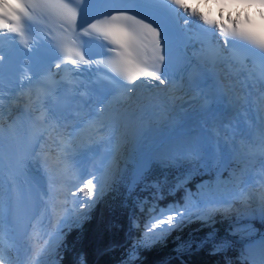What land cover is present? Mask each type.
I'll list each match as a JSON object with an SVG mask.
<instances>
[{
	"label": "snow or ice",
	"instance_id": "6c2138e0",
	"mask_svg": "<svg viewBox=\"0 0 264 264\" xmlns=\"http://www.w3.org/2000/svg\"><path fill=\"white\" fill-rule=\"evenodd\" d=\"M212 2L220 3L222 0ZM233 2L243 3L249 8L257 7L261 19L264 20V0ZM201 3L207 6L209 0H196L195 4L188 3V0H0V67L9 59L2 46V41L7 40L11 44L20 42L27 50L28 59L38 64L59 60L54 65L56 69H61L62 65H71V68L66 69L71 74L78 76L87 73L89 77L95 75L96 80H90L89 86H85L87 92L97 101L91 113L93 117L91 123L96 126L97 131H112L117 126L118 117L111 113L109 97L120 94V98L123 99L145 82L149 84L158 82V85L172 84L173 45L191 40L195 46L197 38L191 29L197 22L202 26L205 36L212 32L216 37L213 30H218L219 35L214 42L228 51L232 58L257 57L264 61V30L256 31L239 18L233 19L231 14L226 23L223 20V11L220 12L222 19L217 20L200 9ZM37 17L62 21L60 24L62 32L51 39L45 36L44 43L39 39L27 41L26 33L32 34V21ZM72 36H75V39H72ZM198 42L203 53L205 41ZM94 47L100 48L98 55L106 58H97V54L93 52ZM217 59L218 57L214 55L201 56L204 64L216 63ZM105 68L115 72L120 80L110 78L107 73L101 75ZM41 87H44L46 97H50L54 91L52 85L42 84ZM66 135L70 137V143H76L78 134L75 129ZM201 147L199 141H192L182 153L162 156L161 162L171 164L181 159L195 160L200 155ZM87 149V144H78L72 151L86 156ZM3 159V146L0 145V177L3 176ZM68 159L75 161L74 169H81L77 174L79 185L76 191L70 190L69 195L76 197L79 193L84 197L78 207L73 205L75 214L69 215L61 222L62 226L71 228L78 226L87 215L86 210L104 195L111 185L113 176L102 170H99L98 174L97 171L82 168L83 157L73 154ZM146 171V165L138 170V179L128 187L129 195L135 191L136 183L144 179ZM188 179L185 176L168 188V196H175L181 189L183 196L165 207H158L156 203L165 198L161 186L159 184L148 186L153 189L150 192L153 203L148 209L146 239L142 241L145 247L166 239L172 232L194 221H200L204 226H208L214 223L217 215L224 217L232 210L231 205L234 201L218 195L219 187L223 183L219 178L215 184L202 182L197 186L196 192L185 187ZM230 180L232 187L237 190L235 195L244 201L246 192L244 170H233L230 173ZM19 199L11 182L5 188L3 180L0 179V206L7 205L9 224L13 222L14 217L13 203ZM145 203L147 199L138 201L141 211H144ZM259 212L264 217V194L261 196ZM224 246V243L217 245L215 251L222 250ZM3 247V243L0 242V249ZM252 251L257 255L251 258V264H264V238L252 242L249 252ZM134 256L135 250L129 253L130 259ZM0 264H12L11 255H5L4 251H0ZM78 264H85L83 258H80Z\"/></svg>",
	"mask_w": 264,
	"mask_h": 264
},
{
	"label": "trees",
	"instance_id": "16d2710c",
	"mask_svg": "<svg viewBox=\"0 0 264 264\" xmlns=\"http://www.w3.org/2000/svg\"><path fill=\"white\" fill-rule=\"evenodd\" d=\"M123 135H133L131 127L124 126ZM106 166L113 179L110 187L97 202L87 211V215L76 227H64L62 239L58 247L59 264H78L83 258L85 264H250L243 252V245L237 238L229 239V222L240 216L246 221L248 215L232 209L226 216L217 215L214 223L204 226L200 221L186 224L176 230L166 239L154 242L145 247L142 241L146 239L132 223L134 220L145 221L149 218L148 209L153 203L148 187L159 184L165 193V198L156 202L158 207H165L183 196V189L168 196L167 190L177 180L187 176L186 188L195 190L204 180L211 182L214 177L230 180L233 170H240L247 163L243 154H235L227 148L208 147L200 151L195 160L181 159L171 164L156 160L151 161L144 179L135 185V191L129 195L128 187L134 176L135 164L126 154L117 160L118 166ZM147 199L140 210L138 201ZM257 207L249 205L248 214L253 216L252 223L258 229V234L264 232V220L257 214ZM211 233V238L209 234ZM228 239V240H226ZM224 243L220 251H215L217 245ZM135 250V256L130 259L129 253Z\"/></svg>",
	"mask_w": 264,
	"mask_h": 264
},
{
	"label": "rangeland",
	"instance_id": "374dc122",
	"mask_svg": "<svg viewBox=\"0 0 264 264\" xmlns=\"http://www.w3.org/2000/svg\"><path fill=\"white\" fill-rule=\"evenodd\" d=\"M180 95H182V91L178 92V96ZM177 103H175V105ZM240 107H242V105L238 103L234 104L232 109L228 110V119L223 117L218 118L217 120L209 123L207 127H198L196 130L189 132L187 135H179L177 138L168 140L165 144L157 148L151 156H149L150 160L145 164L146 167L148 168L149 164L153 160L161 162V157L166 154L182 153L185 147L192 141H199L202 146L201 148L206 149L209 142L212 143L213 135L215 139L218 138L222 148L229 147V149H232L240 147L243 144H247V153L254 155L255 161L245 170V200L241 201L235 195L237 190L232 187L231 181L225 184L226 180L214 177L211 184H215L217 178L223 182L219 187L218 195L221 198L231 199L234 201L231 205V209H237L239 206L251 204V200L256 196L257 199L261 201V196L264 194V185H259L258 188L260 178L257 176H260L261 174L260 169L264 163V159L261 158L262 154H258L259 152L254 154L252 151L253 149H257V151H259L261 146L264 147V126L250 122L249 117L244 115V111L240 109ZM116 114H123L126 117L123 118L126 125L119 119V127L114 129L113 132H105L104 138L106 140L103 142L105 148L101 150L91 148L92 150H95L93 153L94 156L92 155L91 157H88L80 152L73 153L72 150L76 149L79 143L77 140L76 143L69 142L70 137L66 135V133L69 132L68 130H65L58 138L54 139L50 147H45V149H43V152L47 150V153L45 152V171L48 174L51 173V175L49 174L50 177L48 179L51 187L50 192H47L45 219L43 218L44 222L34 227L35 229L33 228V238L27 243L30 249L29 252L25 254L24 259H21L20 257L21 250L19 248L21 247L18 248L16 244L11 242L8 243L6 237L0 235V242H2L4 246L3 249H0V251H4L5 255H11L12 264H59L58 247L59 243L61 244L62 242L61 231L63 229L61 222L69 215H74L75 208L73 205L75 204V206L78 207L81 200L84 199V197H82L79 193H77L76 197H71L69 195L70 190L76 191V188L79 185L77 174L81 171V169H74L73 166L75 161L68 159L69 156L74 154L77 157H83L82 168H87L88 171H97L99 174V170H102L105 173L103 167L112 157H114V161L110 166H118L119 163H117V160L119 157L123 156L124 158L127 154L135 164L134 170H137L138 172V167L144 161L145 154L151 149L150 139L143 140L138 136V133H140L141 127L143 126V122L145 124V120L142 114L133 116L129 114V111L124 110L123 108L116 111ZM71 125H73V122ZM124 125L128 126V128L131 127V130L133 131L132 136H122L121 131L124 129ZM118 152H120L119 155ZM255 177H257L256 180ZM202 182L208 183L209 181L204 180ZM191 191L196 192L197 188ZM250 195L252 196L250 197ZM90 209L86 211H90ZM257 214L260 215V212L258 211ZM260 218H263L264 220V217L261 215ZM148 219L141 221V225L138 220H134L132 223L135 227L137 226L136 228H138L142 234L145 235V225L148 222ZM252 221L253 216L251 215L247 217L246 221H243L240 216H237L229 222L228 227V232L231 235L229 236V239L235 237L240 240L243 245V252L246 260L249 261L250 264L251 258L255 256V253L253 251L249 252V249L252 247V242H258L260 240L258 229Z\"/></svg>",
	"mask_w": 264,
	"mask_h": 264
},
{
	"label": "bare ground",
	"instance_id": "6f19581e",
	"mask_svg": "<svg viewBox=\"0 0 264 264\" xmlns=\"http://www.w3.org/2000/svg\"><path fill=\"white\" fill-rule=\"evenodd\" d=\"M223 83V84H222ZM183 94L185 99H182L178 103L176 101L172 102L171 99L166 98L165 100L159 99L155 101L158 103L155 113H148L144 106L139 107V114H142L145 124L141 127L140 133L138 136L141 139H150L151 149L145 154L144 161L139 165L138 170L144 166L157 148L165 144L168 140L177 138L179 135H187L189 132L196 130L198 127H207L209 123L218 118H228V110H231L235 103V96L238 98V104L242 105L240 109L244 111V115L249 117L250 122L261 124L264 126V103L259 99L258 96L252 97L251 106L249 107V97H246L245 94L234 93L232 86L229 83H226L225 78H223L221 84L219 85V98L221 104L218 108H213L208 112L195 113V109L198 106V103L195 101V95L193 92L184 88ZM175 103H177L175 105ZM246 106L248 107L246 109ZM230 107V109H229ZM126 110L135 112L137 110H131V108L125 107ZM247 111H246V110ZM249 109V110H248ZM118 117L117 114H114ZM63 131V129L61 130ZM51 136H46L42 142L39 152L37 153L34 164L37 166L38 171L42 174L43 184L38 185L34 184L35 187V206L31 209L25 226L14 229L12 226L6 222V211L7 205L0 206V235L5 236L8 243H14L21 250V253L24 254L29 252V246L27 245L28 241L33 238L34 227L38 224L43 223V218L45 219L47 205L46 198L47 192H50V182L48 181L51 173H47L46 169V153L43 152L45 147H50ZM88 145L86 151V156L91 157L95 150L91 149V144L85 143ZM105 148L102 145V149ZM42 149V150H41ZM74 150V149H73ZM260 152L264 155V147L260 149ZM94 156V155H93ZM4 176V175H3ZM2 177L5 188H7L6 180ZM49 184V185H48ZM50 196V194H49ZM10 228H9V227ZM34 228V229H33ZM33 229V230H32ZM32 233V234H31ZM255 255L257 253L253 251ZM20 254V253H19ZM18 254V255H19Z\"/></svg>",
	"mask_w": 264,
	"mask_h": 264
},
{
	"label": "water",
	"instance_id": "95a60500",
	"mask_svg": "<svg viewBox=\"0 0 264 264\" xmlns=\"http://www.w3.org/2000/svg\"><path fill=\"white\" fill-rule=\"evenodd\" d=\"M134 171H135V170H134ZM136 179H137V170H136L135 173H134V176H133V179L131 180V183H133ZM259 238H260V239L264 238V232H261V233L259 234ZM20 255H21V256H20L21 259H24L25 254H24V253H21Z\"/></svg>",
	"mask_w": 264,
	"mask_h": 264
},
{
	"label": "clouds",
	"instance_id": "9594fccd",
	"mask_svg": "<svg viewBox=\"0 0 264 264\" xmlns=\"http://www.w3.org/2000/svg\"><path fill=\"white\" fill-rule=\"evenodd\" d=\"M190 2L194 4L196 2V0H190Z\"/></svg>",
	"mask_w": 264,
	"mask_h": 264
}]
</instances>
